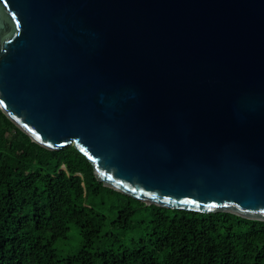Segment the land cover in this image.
I'll return each instance as SVG.
<instances>
[{
    "label": "water",
    "instance_id": "water-1",
    "mask_svg": "<svg viewBox=\"0 0 264 264\" xmlns=\"http://www.w3.org/2000/svg\"><path fill=\"white\" fill-rule=\"evenodd\" d=\"M0 109L146 205L264 221V0H0Z\"/></svg>",
    "mask_w": 264,
    "mask_h": 264
},
{
    "label": "trees",
    "instance_id": "trees-1",
    "mask_svg": "<svg viewBox=\"0 0 264 264\" xmlns=\"http://www.w3.org/2000/svg\"><path fill=\"white\" fill-rule=\"evenodd\" d=\"M144 236L132 245L95 250L110 218ZM81 246L61 258L69 227ZM0 264H264V221L232 213H198L145 203L105 187L87 157L34 142L0 109Z\"/></svg>",
    "mask_w": 264,
    "mask_h": 264
},
{
    "label": "rangeland",
    "instance_id": "rangeland-1",
    "mask_svg": "<svg viewBox=\"0 0 264 264\" xmlns=\"http://www.w3.org/2000/svg\"><path fill=\"white\" fill-rule=\"evenodd\" d=\"M104 213L108 215L110 220L103 229V234L95 245V250L103 251L107 250L111 246L112 248L116 247L115 244L111 243V241H113V238L110 237L111 234L119 237L121 243L127 246L132 245L133 241H139V239L144 236V224L139 225L142 221L141 217H134L132 221V228L128 230H123L112 226L111 221L113 223L116 220V216L114 214L111 215L108 211H105ZM69 228L70 229L67 238L65 240H59L56 243V249L61 258L76 254L81 246L79 228H77L74 224H71Z\"/></svg>",
    "mask_w": 264,
    "mask_h": 264
}]
</instances>
